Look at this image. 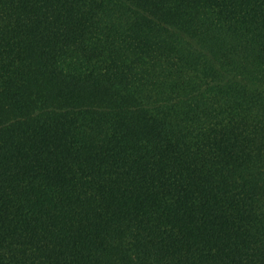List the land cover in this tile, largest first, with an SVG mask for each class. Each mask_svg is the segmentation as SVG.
I'll return each instance as SVG.
<instances>
[{
  "label": "trees",
  "instance_id": "16d2710c",
  "mask_svg": "<svg viewBox=\"0 0 264 264\" xmlns=\"http://www.w3.org/2000/svg\"><path fill=\"white\" fill-rule=\"evenodd\" d=\"M0 264H264V0H0Z\"/></svg>",
  "mask_w": 264,
  "mask_h": 264
}]
</instances>
